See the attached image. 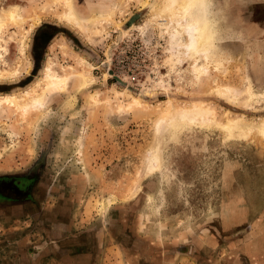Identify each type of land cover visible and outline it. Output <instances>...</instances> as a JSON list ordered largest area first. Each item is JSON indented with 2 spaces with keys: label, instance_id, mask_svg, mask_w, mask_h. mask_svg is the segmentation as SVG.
Returning a JSON list of instances; mask_svg holds the SVG:
<instances>
[{
  "label": "rangeland",
  "instance_id": "1",
  "mask_svg": "<svg viewBox=\"0 0 264 264\" xmlns=\"http://www.w3.org/2000/svg\"><path fill=\"white\" fill-rule=\"evenodd\" d=\"M161 2L73 0L79 27L54 0H0L23 19L0 34V97L40 80L42 93L49 62L68 77L41 109H0V264H264V136L220 125L264 120V0H208L209 65L172 61L179 25L155 16ZM44 27L59 31L50 44ZM193 105L216 122L170 125ZM154 145L161 165L145 174Z\"/></svg>",
  "mask_w": 264,
  "mask_h": 264
},
{
  "label": "bare ground",
  "instance_id": "2",
  "mask_svg": "<svg viewBox=\"0 0 264 264\" xmlns=\"http://www.w3.org/2000/svg\"><path fill=\"white\" fill-rule=\"evenodd\" d=\"M54 1L55 3H62L66 7L67 10L63 13V19L79 27H84L82 24L83 18L75 10L73 0ZM207 2L208 0H162L160 4L161 6L159 7L158 5L155 9V16L157 18L162 20V18H165L167 15L170 17L171 21L175 22L176 25H179V27L174 28V32L172 33V61L177 60L181 62L184 56L197 58L196 61H198L200 56H204L207 60H209L207 63L209 65L210 61L213 60L214 46L217 40V30L214 26L215 23L212 20L210 11L208 10ZM19 9L20 6L15 5L13 8L11 7L5 11L4 16H0V34L2 28L6 24V21L13 23L23 22V19L19 14ZM2 18L6 20L3 21ZM94 18L96 19V16ZM183 35L187 36V42L183 41ZM207 64H203L201 66L196 64L194 65L196 78L198 80L200 76L205 75L207 71H209ZM218 68L219 66H217V69ZM44 78L47 80V87L42 93L37 95L31 93V91L36 90L37 86L42 82V80H40L36 83V86H33L34 89L32 88V90L29 91L26 90L24 93L26 94V97H24L23 94L16 95L12 93L11 95L0 97V109L6 104L14 106L15 108L21 110L24 114L31 108L37 110L41 109L46 104L47 95L51 87L63 91L66 89L68 84V77L57 74L52 67V62H49L46 66L44 70ZM89 82L90 80L88 77L85 78L82 86L88 84ZM247 91L250 95V100L254 98L257 99L259 97L253 91L251 83ZM214 92L226 96L230 100H237V96L231 87L219 85L214 89ZM212 112L213 110L210 108L193 105L192 107H184L170 111L168 113V120L170 125L174 128L181 124H214L216 121L211 120V118L208 117V115ZM220 125L225 131L229 132V134L234 137H236L235 135L240 136L246 134L247 130H257V134L259 136H264V120L260 124L252 123L250 125H245L242 122V118L239 117L236 119H230L228 122L223 124L220 123ZM157 146H159V144H157ZM153 148L155 151L147 155V162L143 168V172L145 174L152 172L161 165V147L158 148L154 145ZM136 184H138V182Z\"/></svg>",
  "mask_w": 264,
  "mask_h": 264
},
{
  "label": "flooded vegetation",
  "instance_id": "3",
  "mask_svg": "<svg viewBox=\"0 0 264 264\" xmlns=\"http://www.w3.org/2000/svg\"><path fill=\"white\" fill-rule=\"evenodd\" d=\"M46 33H45V32ZM47 33H48V35H47ZM59 33V31H55L54 32V30L53 31H50V30H48L46 27H44V28H41L40 30H39V33H38V37H37V39H39L41 42H42V44L44 43L45 44V42L47 41V40H49V41H47V42H49V44H50V42H51V40L54 38V36L56 35V34H58ZM48 36V37H47ZM47 39V40H46ZM7 187H9V186H7ZM11 187V186H10ZM12 187H14L13 185H12ZM16 189V192L19 194V195H25V194H28L29 193V191H26V190H24V188H22V187H20V185L18 186V188H15Z\"/></svg>",
  "mask_w": 264,
  "mask_h": 264
},
{
  "label": "crops",
  "instance_id": "4",
  "mask_svg": "<svg viewBox=\"0 0 264 264\" xmlns=\"http://www.w3.org/2000/svg\"><path fill=\"white\" fill-rule=\"evenodd\" d=\"M224 16H225V18H232V14L230 13V15H229L228 12H225Z\"/></svg>",
  "mask_w": 264,
  "mask_h": 264
}]
</instances>
